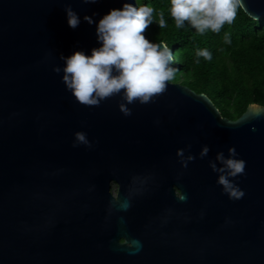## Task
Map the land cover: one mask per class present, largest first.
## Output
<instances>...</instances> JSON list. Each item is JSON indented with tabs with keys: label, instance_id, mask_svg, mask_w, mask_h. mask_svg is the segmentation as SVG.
<instances>
[{
	"label": "water",
	"instance_id": "water-1",
	"mask_svg": "<svg viewBox=\"0 0 264 264\" xmlns=\"http://www.w3.org/2000/svg\"><path fill=\"white\" fill-rule=\"evenodd\" d=\"M124 2L0 0V264H264V105L231 119L169 81L125 115L119 95L85 105L67 88L62 57L99 46L83 17ZM241 2L264 15V0ZM232 145L246 160L229 177L239 199L212 167Z\"/></svg>",
	"mask_w": 264,
	"mask_h": 264
},
{
	"label": "clouds",
	"instance_id": "clouds-1",
	"mask_svg": "<svg viewBox=\"0 0 264 264\" xmlns=\"http://www.w3.org/2000/svg\"><path fill=\"white\" fill-rule=\"evenodd\" d=\"M238 6H243L241 0H171L169 11L178 29L187 21L200 34L208 30L219 33L225 23L233 22ZM65 11L69 26L76 28L81 22L78 12L70 4L66 5ZM154 11L150 4L125 0L122 7L110 9L98 22L93 15L85 14L84 20L96 24L99 46L92 48L90 53L80 48L62 57L65 60L63 80L78 102L99 105L104 99L119 95L122 97L120 110L130 115L132 109L128 105L137 101L148 103L165 91L177 69L170 64L173 52L168 43L145 36L148 26L156 19ZM158 17L159 27L165 28L164 13L159 12ZM224 41L232 43L230 33H224ZM196 56L211 60L212 52L208 48H199ZM54 70L59 72L61 69L57 66ZM74 135L76 141L90 143L85 131L78 130ZM208 151L209 146L205 145L201 156ZM228 151V156L223 151L217 154L222 166L217 168L213 164L212 167L221 173L217 182L223 185V191L230 198L239 199L245 190L229 177L243 173L246 160L239 156L235 145ZM177 154L183 156V149H178ZM188 159H194V156L189 155Z\"/></svg>",
	"mask_w": 264,
	"mask_h": 264
},
{
	"label": "trees",
	"instance_id": "trees-1",
	"mask_svg": "<svg viewBox=\"0 0 264 264\" xmlns=\"http://www.w3.org/2000/svg\"><path fill=\"white\" fill-rule=\"evenodd\" d=\"M137 1L155 9L156 19L146 31L154 40L166 41L175 53L171 64L177 71L171 81L206 93L231 119L251 103L264 105V15L254 18L238 6L233 22L225 23L219 33L200 34L187 21L183 28H176L169 11L171 0ZM161 11L167 21L163 29L156 22ZM225 32L230 33L231 44L225 43ZM199 48H208L212 59L197 57Z\"/></svg>",
	"mask_w": 264,
	"mask_h": 264
},
{
	"label": "flooded vegetation",
	"instance_id": "flooded-vegetation-1",
	"mask_svg": "<svg viewBox=\"0 0 264 264\" xmlns=\"http://www.w3.org/2000/svg\"><path fill=\"white\" fill-rule=\"evenodd\" d=\"M118 185V184H117ZM118 188H119V185H118ZM175 189H176V193H177V195H179L180 194V190L175 186ZM113 190H114V187H113ZM115 191V190H114ZM118 192V189H117V191H115V193H117Z\"/></svg>",
	"mask_w": 264,
	"mask_h": 264
},
{
	"label": "rangeland",
	"instance_id": "rangeland-1",
	"mask_svg": "<svg viewBox=\"0 0 264 264\" xmlns=\"http://www.w3.org/2000/svg\"><path fill=\"white\" fill-rule=\"evenodd\" d=\"M117 189H118V185L117 184H114V190L117 191Z\"/></svg>",
	"mask_w": 264,
	"mask_h": 264
}]
</instances>
